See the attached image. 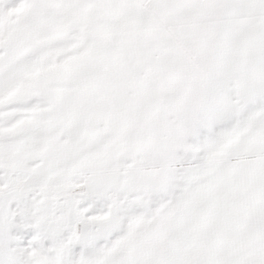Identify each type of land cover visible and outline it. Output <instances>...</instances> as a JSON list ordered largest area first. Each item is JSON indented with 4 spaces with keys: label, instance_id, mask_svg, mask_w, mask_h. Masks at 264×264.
I'll return each instance as SVG.
<instances>
[{
    "label": "snow or ice",
    "instance_id": "1",
    "mask_svg": "<svg viewBox=\"0 0 264 264\" xmlns=\"http://www.w3.org/2000/svg\"><path fill=\"white\" fill-rule=\"evenodd\" d=\"M0 264H264V0H0Z\"/></svg>",
    "mask_w": 264,
    "mask_h": 264
}]
</instances>
